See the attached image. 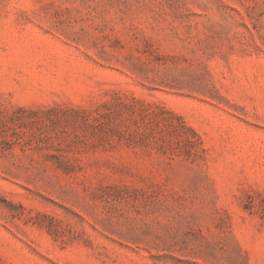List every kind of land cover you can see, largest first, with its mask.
Instances as JSON below:
<instances>
[{"label": "rangeland", "instance_id": "obj_1", "mask_svg": "<svg viewBox=\"0 0 264 264\" xmlns=\"http://www.w3.org/2000/svg\"><path fill=\"white\" fill-rule=\"evenodd\" d=\"M0 264H264V0H0Z\"/></svg>", "mask_w": 264, "mask_h": 264}]
</instances>
